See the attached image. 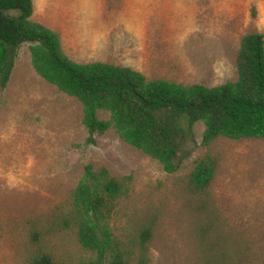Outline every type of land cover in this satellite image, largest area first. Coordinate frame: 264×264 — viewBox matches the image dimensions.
<instances>
[{
    "label": "rangeland",
    "instance_id": "rangeland-1",
    "mask_svg": "<svg viewBox=\"0 0 264 264\" xmlns=\"http://www.w3.org/2000/svg\"><path fill=\"white\" fill-rule=\"evenodd\" d=\"M30 20L52 31L60 50L77 64L126 67L146 81L210 88L236 79L242 37L264 40V0H31ZM28 45L17 50L0 90V264H24L27 231L65 208L84 165L129 176L115 204L111 234L128 242L139 225L151 224L146 264H197L203 218L190 205L185 177L193 162L210 156L211 210L240 252L239 264H264V139L217 138L201 145L203 127L182 125L178 168L160 165L121 143L112 129L86 143L80 104L38 78ZM97 118L107 120L103 112ZM206 222V220H204ZM44 244L58 264L89 256L70 232Z\"/></svg>",
    "mask_w": 264,
    "mask_h": 264
},
{
    "label": "trees",
    "instance_id": "trees-1",
    "mask_svg": "<svg viewBox=\"0 0 264 264\" xmlns=\"http://www.w3.org/2000/svg\"><path fill=\"white\" fill-rule=\"evenodd\" d=\"M31 0H0V90L13 67L16 50L28 45L34 74L81 106L86 143L112 129L118 140L156 161L166 174L178 168L184 143L182 125L201 123V145L217 138L239 141L264 139V40L251 33L241 38L235 58L236 79L215 87L181 86L146 81L126 67L93 62L77 64L60 50L57 36L30 20ZM103 112L107 120L97 118ZM215 162L196 159L185 177L190 205L206 220L198 229L201 252L197 264H239L240 252L211 210L208 188ZM129 176H113L103 168L83 166L65 208L49 221L33 223L27 231L24 264H58L44 237L70 232L88 258L75 264H146L151 224L139 225L128 242L114 237L109 220L116 202L127 193Z\"/></svg>",
    "mask_w": 264,
    "mask_h": 264
}]
</instances>
